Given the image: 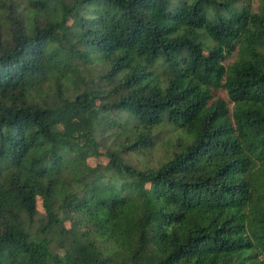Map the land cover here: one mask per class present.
Listing matches in <instances>:
<instances>
[{"label": "trees", "instance_id": "16d2710c", "mask_svg": "<svg viewBox=\"0 0 264 264\" xmlns=\"http://www.w3.org/2000/svg\"><path fill=\"white\" fill-rule=\"evenodd\" d=\"M20 1L0 0V264H264V0ZM114 116L133 129L100 152ZM171 125L157 167L124 161ZM69 152L107 159L97 192L59 184Z\"/></svg>", "mask_w": 264, "mask_h": 264}, {"label": "rangeland", "instance_id": "374dc122", "mask_svg": "<svg viewBox=\"0 0 264 264\" xmlns=\"http://www.w3.org/2000/svg\"><path fill=\"white\" fill-rule=\"evenodd\" d=\"M31 1V0H30ZM20 3L25 7V10L28 12L29 16H38V19L44 20L47 18L54 19L57 17L58 4L52 0H45L43 2L38 1L37 5L33 6L29 3V0H21ZM252 8L256 6V0H251ZM37 10L36 12L34 10ZM254 10V9H253ZM68 31L66 32L68 37H74V33H77V28L75 27L72 20L67 21ZM6 38V37H5ZM91 63L88 65V69L93 72L97 70L101 63L99 58L96 56H91ZM229 62V61H228ZM226 62L225 64H227ZM154 70H157V64L151 66ZM219 96L225 98L223 92L219 91ZM113 115V114H111ZM115 117V116H114ZM117 119V124L114 127H106L100 129L98 140H101L102 145L99 147L100 152L109 146H115L118 138L123 137L125 134H130L133 129L132 125L129 124L127 118L121 116ZM109 125H112L111 122ZM172 126V125H171ZM182 133V131H180ZM169 134V136H168ZM179 134V130L176 126H172V130H154L153 132V143L151 146L142 151H128L125 152L122 156L126 163L135 166V167H151L155 168L158 166L160 161L165 160L171 153L172 149L170 146L175 143L176 137ZM120 135V136H119ZM119 136V137H118ZM107 159L102 155H94L91 152H69L64 158L61 169L59 170V175L62 172H69V174H64L63 179H58L57 181L64 184L68 189L77 187L83 189L86 192L90 191L91 188L94 192H97L98 189L94 188L97 185V181L101 174H103V168H105ZM74 171V173H73ZM10 172L9 169L2 163L0 160V175L5 177L6 174ZM71 181L68 183L66 178H70ZM91 193V192H90ZM92 195V194H91ZM36 210L38 216H41L44 212L41 207V200L38 195H36ZM68 226V223H64Z\"/></svg>", "mask_w": 264, "mask_h": 264}]
</instances>
